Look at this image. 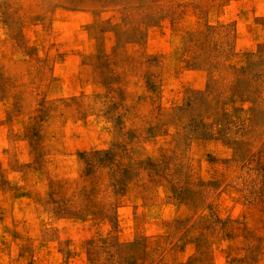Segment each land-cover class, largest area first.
Returning <instances> with one entry per match:
<instances>
[{"label": "rangeland", "instance_id": "obj_1", "mask_svg": "<svg viewBox=\"0 0 264 264\" xmlns=\"http://www.w3.org/2000/svg\"><path fill=\"white\" fill-rule=\"evenodd\" d=\"M64 1L0 0V264H264V0Z\"/></svg>", "mask_w": 264, "mask_h": 264}, {"label": "crops", "instance_id": "obj_2", "mask_svg": "<svg viewBox=\"0 0 264 264\" xmlns=\"http://www.w3.org/2000/svg\"><path fill=\"white\" fill-rule=\"evenodd\" d=\"M39 1V0H38ZM96 0H91V2H95ZM57 2V14H56V20L55 23L64 25L67 23H72L77 26L80 25L82 26V22L78 21V15H83L85 17L90 16V12L92 8V3L89 4H82L79 6L78 4H71L68 3L64 0H56ZM27 26H23V30L26 29ZM83 27V26H82ZM81 27V28H82ZM25 44H30L29 40L25 39ZM32 44V43H31ZM46 45H51L52 47H59L61 52H69V53H79L82 51V46L86 45V43L82 42L79 38L78 35L75 37H70V38H56L55 40H51V42H45Z\"/></svg>", "mask_w": 264, "mask_h": 264}]
</instances>
